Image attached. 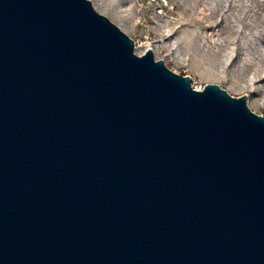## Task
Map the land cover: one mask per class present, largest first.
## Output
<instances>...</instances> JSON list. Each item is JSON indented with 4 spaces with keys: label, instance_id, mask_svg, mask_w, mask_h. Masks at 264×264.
<instances>
[{
    "label": "water",
    "instance_id": "obj_1",
    "mask_svg": "<svg viewBox=\"0 0 264 264\" xmlns=\"http://www.w3.org/2000/svg\"><path fill=\"white\" fill-rule=\"evenodd\" d=\"M90 0H0V264H264V116Z\"/></svg>",
    "mask_w": 264,
    "mask_h": 264
},
{
    "label": "rangeland",
    "instance_id": "obj_2",
    "mask_svg": "<svg viewBox=\"0 0 264 264\" xmlns=\"http://www.w3.org/2000/svg\"><path fill=\"white\" fill-rule=\"evenodd\" d=\"M135 42L192 86L245 95L264 116V0H91Z\"/></svg>",
    "mask_w": 264,
    "mask_h": 264
},
{
    "label": "bare ground",
    "instance_id": "obj_3",
    "mask_svg": "<svg viewBox=\"0 0 264 264\" xmlns=\"http://www.w3.org/2000/svg\"><path fill=\"white\" fill-rule=\"evenodd\" d=\"M91 1V0H90ZM108 1V4H110V5H114V2H113V0H107ZM92 2V1H91ZM92 5L94 6V5H96V3L93 1L92 2ZM135 50V49H134Z\"/></svg>",
    "mask_w": 264,
    "mask_h": 264
},
{
    "label": "built area",
    "instance_id": "obj_4",
    "mask_svg": "<svg viewBox=\"0 0 264 264\" xmlns=\"http://www.w3.org/2000/svg\"><path fill=\"white\" fill-rule=\"evenodd\" d=\"M196 90H202L204 88V86L200 85V86H195L194 87Z\"/></svg>",
    "mask_w": 264,
    "mask_h": 264
}]
</instances>
